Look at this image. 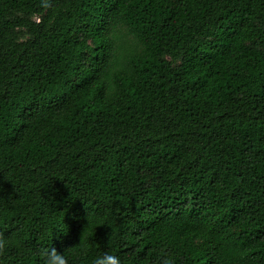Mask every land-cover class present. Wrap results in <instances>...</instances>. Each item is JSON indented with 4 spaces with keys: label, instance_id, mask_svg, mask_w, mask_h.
<instances>
[{
    "label": "trees",
    "instance_id": "obj_1",
    "mask_svg": "<svg viewBox=\"0 0 264 264\" xmlns=\"http://www.w3.org/2000/svg\"><path fill=\"white\" fill-rule=\"evenodd\" d=\"M0 235L264 264V0H0Z\"/></svg>",
    "mask_w": 264,
    "mask_h": 264
},
{
    "label": "clouds",
    "instance_id": "obj_2",
    "mask_svg": "<svg viewBox=\"0 0 264 264\" xmlns=\"http://www.w3.org/2000/svg\"><path fill=\"white\" fill-rule=\"evenodd\" d=\"M9 246L10 241L3 235H0V253H4L9 248ZM85 247L86 246L81 243L80 248L74 249L73 252L80 254V252ZM36 254L39 257L41 264H69L70 257L66 256L63 251H57V249L53 246L39 250V252ZM23 255V251H20L18 258L22 257ZM0 264H3V262L0 261ZM90 264H121V260L116 254L112 252H102L93 257L90 260Z\"/></svg>",
    "mask_w": 264,
    "mask_h": 264
}]
</instances>
